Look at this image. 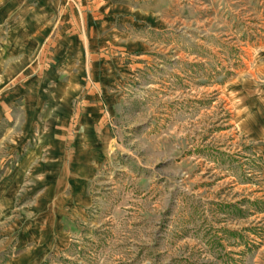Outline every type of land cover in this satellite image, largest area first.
Returning a JSON list of instances; mask_svg holds the SVG:
<instances>
[{
    "label": "rangeland",
    "instance_id": "rangeland-1",
    "mask_svg": "<svg viewBox=\"0 0 264 264\" xmlns=\"http://www.w3.org/2000/svg\"><path fill=\"white\" fill-rule=\"evenodd\" d=\"M140 4L144 43L98 46L113 69L81 94L104 148L85 163L75 109L77 181L20 190L0 264H264V0ZM26 63L31 76L57 61ZM17 159L0 152V174Z\"/></svg>",
    "mask_w": 264,
    "mask_h": 264
},
{
    "label": "crops",
    "instance_id": "crops-1",
    "mask_svg": "<svg viewBox=\"0 0 264 264\" xmlns=\"http://www.w3.org/2000/svg\"><path fill=\"white\" fill-rule=\"evenodd\" d=\"M141 1L0 0V152L18 157L13 167H2L0 220L21 189L32 192L44 179L51 182L53 193L74 187L79 170L72 165L75 155H68L67 144L75 109L82 113L79 123L85 133L76 140L86 143L79 147L85 163L92 164L88 152L104 148L105 135L95 134L92 127L102 120L91 115L89 109L95 107L81 94L105 88L90 79L97 75L104 83L113 69V57L96 53L98 46L144 43L132 34V25L135 30L138 22L146 26L153 19V6L142 7ZM47 44L51 51L45 50ZM49 57L57 63L24 74L27 61ZM10 82L14 84L7 92ZM87 168L89 172V167L83 170Z\"/></svg>",
    "mask_w": 264,
    "mask_h": 264
}]
</instances>
